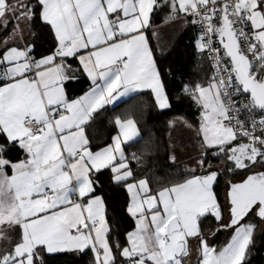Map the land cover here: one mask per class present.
<instances>
[{
    "label": "snow or ice",
    "instance_id": "1",
    "mask_svg": "<svg viewBox=\"0 0 264 264\" xmlns=\"http://www.w3.org/2000/svg\"><path fill=\"white\" fill-rule=\"evenodd\" d=\"M165 8L166 20L198 29L196 49L213 72L181 90L197 109L194 167L154 187L128 151L143 140L133 118L116 115L104 146L91 130L113 102V111L134 113L143 89L158 109L171 108L152 46L153 16ZM9 17L0 49V264H48L61 253L90 254L89 264H185L193 251L198 264H247L264 226V0H0L5 30ZM21 20L29 29L39 20L51 47L37 55ZM81 76L89 86L71 96ZM177 122L193 126L168 123ZM16 149L23 159L12 157ZM105 169L129 194L134 228L123 243L96 194ZM229 176L242 179L225 181L221 203L217 188ZM221 230L231 236L217 248L208 237Z\"/></svg>",
    "mask_w": 264,
    "mask_h": 264
},
{
    "label": "trees",
    "instance_id": "2",
    "mask_svg": "<svg viewBox=\"0 0 264 264\" xmlns=\"http://www.w3.org/2000/svg\"><path fill=\"white\" fill-rule=\"evenodd\" d=\"M13 23L10 22L7 29L0 35L2 38L12 30ZM36 35V53L39 55L51 47L52 39L49 30L42 26L37 20L31 28ZM31 40V39H30ZM192 53L187 47L182 50L176 47L173 53L166 57V60L160 63L167 86V92L170 96L172 107L167 110H160L155 106L154 97L150 92H143L138 97L137 109L134 113H128L138 123L143 140L128 149L129 152L136 151L141 157L140 168L153 178V186L158 183H167L172 179L181 180L185 173H181V167L173 164L170 160V150L168 142L169 121L176 116L186 115L196 122L197 110L192 106V101L188 96L182 95L181 90L190 79V70L192 64ZM189 79V80H188ZM89 81L86 76H81L79 81L73 82L69 94L78 96L87 90ZM126 107V105H125ZM112 120V110L107 108L106 111L98 118L96 124L91 130L93 142L96 145L104 146L111 142V137L115 134ZM2 142V138H0ZM145 145L152 147L151 153L143 151ZM14 159H23L24 153L19 149L11 153ZM218 162V161H217ZM135 163L133 167H135ZM103 175L98 174V185L96 194L102 195L106 204L107 219L111 225L112 238L115 241L119 239L123 243L126 239V233L134 228V220L126 212L129 195L123 186L113 183L109 170H102ZM225 177L217 188L220 202H224L223 188ZM230 232H220L215 242L220 244L228 240ZM89 255H80L78 253H61L49 257L48 264H89ZM247 264H264V231L255 234L254 245L251 246L248 253Z\"/></svg>",
    "mask_w": 264,
    "mask_h": 264
},
{
    "label": "crops",
    "instance_id": "3",
    "mask_svg": "<svg viewBox=\"0 0 264 264\" xmlns=\"http://www.w3.org/2000/svg\"><path fill=\"white\" fill-rule=\"evenodd\" d=\"M13 2H15V0H13ZM160 2L162 3L163 0H160ZM167 11H168L167 8H165L162 11H159L155 16H153V21H154L153 28L155 30H157V32H158V38L153 39L152 46L154 48H157V43L159 44V47H158L155 55H156L157 63H158L160 70L162 71L160 63L165 61L166 57L169 56L171 53H173V51L175 50L176 47H179L182 50H185L188 47L189 51L192 53V57H191L192 58V64H191V70L189 72L190 73L189 74L190 80L188 79L189 81H187L186 84L194 85L196 82L206 83L207 79L210 78L212 75V70L210 68V63H209V59H208L207 55L199 54L197 49H196L195 42H196V37L199 34L198 29L196 27H194L193 25H191L190 23L185 24L183 22V20H175V21L166 20L165 17L167 16ZM9 19H10V22H12L14 25L15 21H12L11 17H9ZM20 27L24 29L25 39L30 40L32 37L29 33H30V31L33 32L32 29H29L28 26L26 25V22L23 20L20 21ZM4 29H5L4 27L0 26V35L3 33ZM11 34H12V30L10 32H8L2 38V40L0 42V49L4 48V40H5V38L10 37ZM73 63L75 66V62H73ZM164 83H165V81H164ZM146 91L150 92L149 89H143V90H141V93L146 92ZM166 91H167V88H166ZM82 94H79L78 96H80ZM116 103H118V101L113 102V105L107 106V108H110L112 110V120H114V117L116 115H121L122 118H133L132 116H129V114L127 116L124 115L125 105H120L119 107L115 108V110L113 111V107ZM170 104L172 107L171 99H170ZM192 106L194 107L195 110H197L196 106L193 104V102H192ZM165 110H167V109H165ZM181 116H183V115H181ZM181 116L173 117L171 120H173L174 118L181 117ZM197 120L198 119H196V121ZM136 123H137V121H136ZM177 123H179V126L182 125L181 122H177ZM197 123H198V121H197ZM137 128H138L140 134H142L140 129H139L138 123H137ZM191 129H192L191 132H193L192 127H191ZM115 134H116V132H115ZM195 134H197L196 131H195ZM195 134H193L194 135V141L197 144V146L199 145V147H200L199 140L197 139L198 137ZM180 151H183V150H180ZM199 152L200 151H198V154H199ZM179 154L182 157L180 159V161L182 160V162L188 161L191 158L189 156L194 155V154H191V152L188 154H187V152H180ZM9 175H11L10 170H9ZM223 185H224V188H223V198H224L225 184H223ZM97 195H100V194H97ZM106 217H107V214H106ZM263 231H264V226H261L260 228H258L256 230V233H262ZM220 232H223V233L230 232L228 240L223 244L215 242V239ZM220 232H218L215 236L210 235L208 237L209 242L214 244L217 248H219L221 245L226 244L230 240V236H231V230H221ZM193 247L195 248V241H193ZM250 249H251V246H250ZM199 259H200V255L197 252L193 251L190 258H188L185 261V264H198Z\"/></svg>",
    "mask_w": 264,
    "mask_h": 264
},
{
    "label": "rangeland",
    "instance_id": "4",
    "mask_svg": "<svg viewBox=\"0 0 264 264\" xmlns=\"http://www.w3.org/2000/svg\"><path fill=\"white\" fill-rule=\"evenodd\" d=\"M181 117L185 118L187 121L192 123L193 132H191L192 131L191 128L186 127L182 122H181L182 125L180 126L179 123H176L174 127L169 126L168 128V142H169L170 156L171 155L176 156V161L174 164L179 165L181 167V171H180L181 173H186L188 169L194 167L192 161L198 155V151H201V149L199 145L197 146V144L194 141L193 134H195V131L197 129L196 122L188 118L186 115ZM197 139L199 140V138ZM180 152H187V154L191 152V154L194 155L189 156L191 158L188 161L182 162V160L180 161V159L182 158L179 154ZM217 163H219V161ZM228 179L239 181L240 179H242V177L240 176L225 177L224 184L225 181Z\"/></svg>",
    "mask_w": 264,
    "mask_h": 264
},
{
    "label": "built area",
    "instance_id": "5",
    "mask_svg": "<svg viewBox=\"0 0 264 264\" xmlns=\"http://www.w3.org/2000/svg\"><path fill=\"white\" fill-rule=\"evenodd\" d=\"M209 63H210V68H211V70H212V72H213V68H212V66H211V62H210V60H209Z\"/></svg>",
    "mask_w": 264,
    "mask_h": 264
}]
</instances>
